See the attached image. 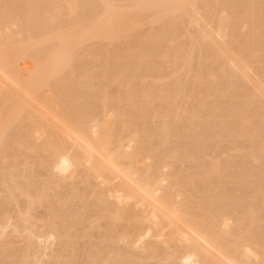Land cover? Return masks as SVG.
I'll return each instance as SVG.
<instances>
[{"label": "bare ground", "instance_id": "obj_1", "mask_svg": "<svg viewBox=\"0 0 264 264\" xmlns=\"http://www.w3.org/2000/svg\"><path fill=\"white\" fill-rule=\"evenodd\" d=\"M0 264H264V0H0Z\"/></svg>", "mask_w": 264, "mask_h": 264}, {"label": "rangeland", "instance_id": "obj_2", "mask_svg": "<svg viewBox=\"0 0 264 264\" xmlns=\"http://www.w3.org/2000/svg\"><path fill=\"white\" fill-rule=\"evenodd\" d=\"M34 171H35V172L37 171V172H40V173H42V172H43L42 170H39L38 168H37V169H35ZM194 171H196V170L194 169ZM43 174H45V172H44ZM40 212H42V210H40ZM38 213H39V211H38ZM15 248H16L15 252H19L20 250H22V249H20V246H18V247H15ZM17 248H19V249H17ZM17 250H19V251H17ZM11 253H13V251H12V252H10V253H8V254H11ZM8 254H7V256H8ZM8 257H9V256H8Z\"/></svg>", "mask_w": 264, "mask_h": 264}]
</instances>
